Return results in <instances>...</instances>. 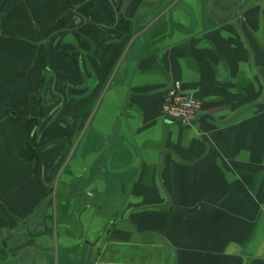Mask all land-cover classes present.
Returning <instances> with one entry per match:
<instances>
[{
  "label": "crops",
  "instance_id": "obj_1",
  "mask_svg": "<svg viewBox=\"0 0 264 264\" xmlns=\"http://www.w3.org/2000/svg\"><path fill=\"white\" fill-rule=\"evenodd\" d=\"M123 1L0 0V264H264V0ZM173 82L193 127L160 118Z\"/></svg>",
  "mask_w": 264,
  "mask_h": 264
},
{
  "label": "flooded vegetation",
  "instance_id": "obj_2",
  "mask_svg": "<svg viewBox=\"0 0 264 264\" xmlns=\"http://www.w3.org/2000/svg\"><path fill=\"white\" fill-rule=\"evenodd\" d=\"M124 2H126V0L123 1L120 12L124 10ZM222 4H230V1L224 0ZM243 6L244 0H238L236 7L231 9L230 13L228 14V17L230 19L238 18L239 12L242 10ZM64 53H69L71 57H74L72 56L73 52L68 49L63 50L62 47L58 49L57 56H62ZM76 63V69H78V71H81L82 73L83 66L80 57L77 58ZM69 77V70L66 68L64 69L62 61L59 63L57 68L48 67L46 75H44L43 82L38 95V103L40 108L42 109V112H47V114L41 122H37L34 126L33 136H35V138L33 137L32 142L34 143L37 152H43L44 150L52 149L57 143L62 142V139L53 140L49 142L42 141L41 138L46 129H51V127L57 129L59 128V130L68 129V126L66 125V123H68V120H63L61 114L63 112L64 107L68 104L67 98L69 96L68 93L70 90V86L66 81L69 79ZM84 86L85 85L75 86L74 88L76 91H78L81 89V87ZM80 97V95H77L75 96V99L79 100ZM103 233H106V230H103Z\"/></svg>",
  "mask_w": 264,
  "mask_h": 264
},
{
  "label": "built area",
  "instance_id": "obj_3",
  "mask_svg": "<svg viewBox=\"0 0 264 264\" xmlns=\"http://www.w3.org/2000/svg\"><path fill=\"white\" fill-rule=\"evenodd\" d=\"M201 110V101L183 93L181 84L173 82L164 97L160 118L179 128L193 127L198 122Z\"/></svg>",
  "mask_w": 264,
  "mask_h": 264
},
{
  "label": "rangeland",
  "instance_id": "obj_4",
  "mask_svg": "<svg viewBox=\"0 0 264 264\" xmlns=\"http://www.w3.org/2000/svg\"><path fill=\"white\" fill-rule=\"evenodd\" d=\"M30 85H29V82L27 83V84H24V89H26V88H28ZM28 93V92H27ZM26 93V94H27ZM28 107V104H26V103H23V105H22V110H20V111H18V112H25L27 109H26V106ZM24 110V111H23ZM7 112H15L14 110H13V108H9L8 107V109H7ZM27 112H28V110H27ZM25 118V117H24Z\"/></svg>",
  "mask_w": 264,
  "mask_h": 264
},
{
  "label": "water",
  "instance_id": "obj_5",
  "mask_svg": "<svg viewBox=\"0 0 264 264\" xmlns=\"http://www.w3.org/2000/svg\"><path fill=\"white\" fill-rule=\"evenodd\" d=\"M86 243H88V242H86ZM88 244H89V243H88ZM99 244L101 245V241H100ZM91 254H92V246H91L90 249H89L88 259H89V257L91 256Z\"/></svg>",
  "mask_w": 264,
  "mask_h": 264
}]
</instances>
